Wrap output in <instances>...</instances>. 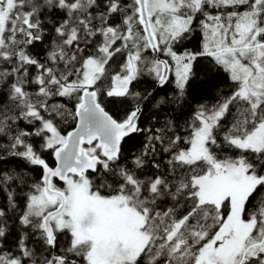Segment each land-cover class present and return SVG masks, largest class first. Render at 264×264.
I'll return each instance as SVG.
<instances>
[{
	"label": "snow or ice",
	"instance_id": "6c2138e0",
	"mask_svg": "<svg viewBox=\"0 0 264 264\" xmlns=\"http://www.w3.org/2000/svg\"><path fill=\"white\" fill-rule=\"evenodd\" d=\"M0 264H264V0H0Z\"/></svg>",
	"mask_w": 264,
	"mask_h": 264
}]
</instances>
